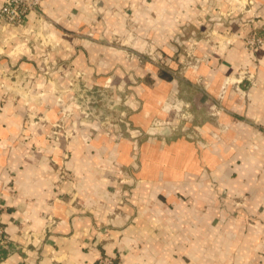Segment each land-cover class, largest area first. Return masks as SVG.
<instances>
[{
    "label": "crops",
    "instance_id": "1",
    "mask_svg": "<svg viewBox=\"0 0 264 264\" xmlns=\"http://www.w3.org/2000/svg\"><path fill=\"white\" fill-rule=\"evenodd\" d=\"M24 24L33 55L0 27L29 79L0 87V264H264V0H42ZM77 72L132 95L123 135L58 115L45 81ZM42 91L56 113L28 117Z\"/></svg>",
    "mask_w": 264,
    "mask_h": 264
},
{
    "label": "rangeland",
    "instance_id": "2",
    "mask_svg": "<svg viewBox=\"0 0 264 264\" xmlns=\"http://www.w3.org/2000/svg\"><path fill=\"white\" fill-rule=\"evenodd\" d=\"M25 26V25H24ZM23 26V27H24ZM0 27L7 28L11 26L0 24ZM22 27V31L12 28V32L15 36H20L23 41L18 42L14 45L13 50L14 52L23 53L25 50L31 53L32 55L35 54L37 50H35L36 44H30L37 42L36 40L40 41L42 43V40L39 37H45L46 35H39L36 39L29 40V36L31 35L30 32L26 30L24 32V28ZM259 33L258 31H250L246 32L244 34V47H246V41L249 37H252L254 33ZM264 35V34H263ZM27 40H26V39ZM24 41H27V43L23 44ZM21 44V45H18ZM38 46H42L43 44ZM37 46V47H38ZM121 50H123L128 57H136L139 61H145L153 59L154 64L157 63V65L160 66H167L165 61L164 55H161L151 49V47H146L141 53V55H136L131 50H128L126 48H131V46L128 45H122V47H119ZM51 47L46 49L44 52V55L50 51ZM257 49V47L255 48ZM255 49H249L251 51ZM20 50L22 52H20ZM0 53L2 54L3 51L1 50ZM191 60V61H190ZM189 61H182L181 65H185L187 69H194L196 65V61L194 59H190ZM152 61V60H151ZM48 63V62H47ZM21 63H15L11 62L10 64L2 63L0 62V71L5 72V69L8 67V69H15L14 71H17L18 68H20ZM46 64V63H45ZM51 67V64H47V67L45 66V70L47 68ZM48 70V69H47ZM247 71V69H240L238 72L239 79L242 77V73ZM89 78V77H88ZM86 75L77 72L75 75L70 77L68 79V85L66 87L65 84L60 82L59 78H49L47 77L45 83L47 84H56L57 90H49L52 93L53 96L56 99V111L59 110V116L60 117H79L81 119H85L87 122H95L99 125V127L105 129L106 131H110L112 134H119L123 135L125 131L123 129L124 126V120L127 119L129 115V111L132 110L135 100L132 99V95L127 92V89L122 87L120 84H116V88L113 87V84L115 83V79L108 78V79H88ZM236 81V80H235ZM29 82L28 78L18 77L15 74H1L0 72V87H5V89H8L11 91L10 93H13V95H10V97L15 96L14 98L19 97L21 94H18V88L20 86H25ZM45 83H42V86H45ZM31 84V83H29ZM31 91V89H29ZM44 94L42 93L43 97V108L45 110H41L38 106V108H32L31 110L27 111L28 117H39V116H46L50 117V113L55 114L56 111H53V109L48 108V105L44 103V101L47 99L45 91ZM48 93V94H49ZM24 97L28 98L29 95L34 97L33 94H22ZM33 105V104H32ZM40 106V105H39ZM107 131V132H108Z\"/></svg>",
    "mask_w": 264,
    "mask_h": 264
},
{
    "label": "built area",
    "instance_id": "3",
    "mask_svg": "<svg viewBox=\"0 0 264 264\" xmlns=\"http://www.w3.org/2000/svg\"><path fill=\"white\" fill-rule=\"evenodd\" d=\"M42 0H2L0 5V24L11 26L20 30L25 24L24 19L28 11L37 10L41 6ZM264 46V35L254 33L246 41L248 49ZM255 77L254 73L247 71L242 73V77ZM1 209V203H0ZM3 230L0 228V235ZM98 264H114L113 258L108 255H102L98 259Z\"/></svg>",
    "mask_w": 264,
    "mask_h": 264
}]
</instances>
